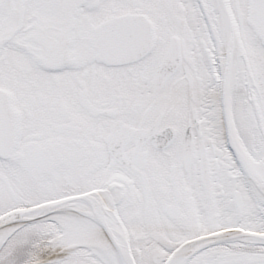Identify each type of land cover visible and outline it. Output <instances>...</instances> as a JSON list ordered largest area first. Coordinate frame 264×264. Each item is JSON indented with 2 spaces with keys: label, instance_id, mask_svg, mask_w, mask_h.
I'll return each mask as SVG.
<instances>
[{
  "label": "snow or ice",
  "instance_id": "6c2138e0",
  "mask_svg": "<svg viewBox=\"0 0 264 264\" xmlns=\"http://www.w3.org/2000/svg\"><path fill=\"white\" fill-rule=\"evenodd\" d=\"M0 264H264V0H0Z\"/></svg>",
  "mask_w": 264,
  "mask_h": 264
}]
</instances>
